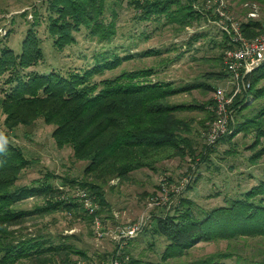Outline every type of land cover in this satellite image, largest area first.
Listing matches in <instances>:
<instances>
[{
  "label": "rangeland",
  "instance_id": "374dc122",
  "mask_svg": "<svg viewBox=\"0 0 264 264\" xmlns=\"http://www.w3.org/2000/svg\"><path fill=\"white\" fill-rule=\"evenodd\" d=\"M50 1L0 0V50L9 47L15 53L20 52L22 40L29 29L38 38L42 58L25 72H83L102 57L112 59L117 56L120 58L118 64L93 73L90 80L99 82L123 72L153 67L152 80L182 85L207 80L204 76L207 71L215 67L222 69V65L212 60L223 54L218 42L223 39L222 33L225 32L213 19L208 20L204 15L202 5L205 0L194 1L193 7L203 15L184 26L175 20L176 16L172 13L176 8L174 3L170 5L168 15L145 19L140 17L141 10L130 4L129 0H107L102 18L106 23L114 24V33L106 39L100 38L90 35L88 28L82 25L73 32L74 41L61 49L54 45V36L48 29L50 17L55 15L49 9ZM227 5L228 14L236 22L249 18L264 19V0H227ZM251 11L257 15L250 17L248 13ZM154 49L159 52L145 54L147 50ZM10 73L0 76V132L6 133L8 139L19 146L29 160L27 166L18 173L15 186H31L41 180L49 182L54 190L59 188L66 191L65 195H71L81 187L74 182H64L65 177L99 183L107 202L100 212L107 233L97 237L81 209L74 212L61 209L38 211L37 208L45 206L48 195L32 194L15 204L18 209L31 213L9 230H14L17 238L36 237L46 240V245H68L74 251L68 252L65 263L62 262L65 250H60L6 264H70L81 257V253L75 250L84 252L89 259H101V255L107 257L116 246L113 237L116 227L131 223L142 214L149 218L146 225L149 230L128 240L124 247L125 252L140 264H188L215 253L229 254L220 260L231 264L264 257V238L254 237L197 241L181 255L163 259L167 241L150 230L151 216L169 210L180 198L191 201L194 212L199 214L201 210L225 205L231 198L240 196L252 185L264 180V153L256 161L249 158L254 151L264 150V134L257 135L256 129L259 125L264 129V111L256 116L260 108L264 107V98L254 99L253 95H247L242 99L241 106H246L234 119L240 124L246 122L242 125L245 129L237 132L233 130L235 134L232 139L214 143L207 160H201L200 155H196L207 144L206 128L204 130L201 127V122H209L207 114L196 109L182 110L176 114L190 122L189 136L193 142L195 159L188 155L183 158L176 156L156 163L153 169L139 168L131 171L126 178L110 176L101 183L93 175L84 173L86 160L75 158L69 146L58 147L55 144L51 134L53 124L45 123L42 118L13 126L4 122L2 88L8 86L5 80ZM208 81L220 85L216 78ZM259 84H264V79ZM211 98V90L193 88L175 94L168 100L199 103L210 101ZM54 196L49 195V198Z\"/></svg>",
  "mask_w": 264,
  "mask_h": 264
},
{
  "label": "trees",
  "instance_id": "16d2710c",
  "mask_svg": "<svg viewBox=\"0 0 264 264\" xmlns=\"http://www.w3.org/2000/svg\"><path fill=\"white\" fill-rule=\"evenodd\" d=\"M194 1L129 0V3L139 8L140 17L145 19L168 15L170 5L174 3L176 8L172 13L176 16L175 20L184 26L203 15L193 7ZM106 5L107 0H51L49 9L55 15L50 17L48 29L54 36V45L61 49L74 41L73 32L78 31L82 25L88 28L92 36L106 39L112 35L114 24L106 23L102 18ZM262 21L264 19L241 20L239 24L242 33L246 37L254 36L260 31ZM222 36L218 45L224 51L232 44L226 32ZM150 52L159 51L147 50L145 54ZM42 55L38 38L31 29L22 40L20 52L15 53L9 47L0 50V76L11 72L5 80L8 86L2 88L4 122L13 126L42 118L45 123L53 124L51 134L55 144L58 147L69 146L75 158L86 160L84 173L93 175L100 182L110 176L126 178L131 171L139 168L153 169L156 163L176 156L183 158L188 155L195 159L193 142L189 136L190 122L178 117L176 113L182 110H201L210 121L213 118L209 109L212 98L199 103L170 102L168 99L193 88L212 91L217 86L209 83L210 78H216L221 83L228 76L221 60L222 53L212 60L222 65V69L207 71L204 74L207 80L182 85L152 80L150 76L155 71L153 67L123 72L99 82L90 80L93 73L118 64L120 58L117 56L112 59L102 57L83 72H25ZM246 79L249 87L236 95L231 103L234 117L245 108L246 105L241 104L247 95H253L254 99L264 98V84H259L264 79V61L249 72ZM262 111L264 107L260 108L256 116ZM245 123H237L234 119L231 126L237 132L245 129L242 126ZM201 127L205 130L207 126L201 122ZM256 129L257 135L264 134L260 125ZM235 132L223 134L216 142L232 139ZM0 133L7 138L6 153H0V262L12 263L22 258L41 256L47 251L65 250L66 255L62 260L65 263L68 252L74 251L68 245L55 247L46 245V240L36 237L17 238L15 231L9 230L31 213L18 209L15 204L32 194L48 195L45 206L37 208L38 211L61 209L74 212L81 209L88 221H91V216L74 199L60 198L66 191L59 188L54 190L49 182L40 180L31 186L16 187L18 173L27 166L29 160L23 150L8 139L6 133ZM214 143L203 145V150L196 155H200L201 160H207ZM262 153L264 150H256L249 158L256 161ZM63 179L64 182H74L88 190L99 205L98 214L107 206L99 183L67 177ZM52 194L55 196L49 198ZM150 221L151 232L163 236L167 241L163 259L181 255L197 241L264 238V180L252 185L240 196L231 198L225 205L201 210L199 214L194 212L191 201L180 198L175 206L164 213L153 214ZM147 230L145 227L143 232ZM75 252L87 258L84 252ZM228 255L215 253L188 264H231L220 260ZM100 257L105 258L104 255ZM125 264L140 262L129 256ZM234 264H264V257Z\"/></svg>",
  "mask_w": 264,
  "mask_h": 264
},
{
  "label": "built area",
  "instance_id": "2783aa9c",
  "mask_svg": "<svg viewBox=\"0 0 264 264\" xmlns=\"http://www.w3.org/2000/svg\"><path fill=\"white\" fill-rule=\"evenodd\" d=\"M227 0H205L203 8L206 17L220 26L230 36L231 46L224 49L222 63L228 76L224 82L212 90V103L209 107L213 118L206 125V142L212 144L223 134L233 131L231 124L234 122L233 98L249 87L246 79L247 74L264 61V21L261 23L260 31L252 37H246L242 33L239 22L228 14ZM209 9V10H208ZM250 17L256 16L255 11L248 13ZM60 198H70L78 202L86 214L91 216V225L97 237L104 236V224L100 214L97 213L98 203L95 197L84 188H77L71 195L62 194ZM148 217L142 214L137 220L117 226L114 231L116 246L114 251L107 257L99 259L78 257L70 264H125L129 255L124 247L128 240L136 237L147 225Z\"/></svg>",
  "mask_w": 264,
  "mask_h": 264
},
{
  "label": "clouds",
  "instance_id": "9594fccd",
  "mask_svg": "<svg viewBox=\"0 0 264 264\" xmlns=\"http://www.w3.org/2000/svg\"><path fill=\"white\" fill-rule=\"evenodd\" d=\"M7 150V138L0 133V153H6Z\"/></svg>",
  "mask_w": 264,
  "mask_h": 264
},
{
  "label": "crops",
  "instance_id": "0c3cea01",
  "mask_svg": "<svg viewBox=\"0 0 264 264\" xmlns=\"http://www.w3.org/2000/svg\"><path fill=\"white\" fill-rule=\"evenodd\" d=\"M232 10V9H231ZM216 68V67H215ZM215 68H213V69H215ZM217 69V68H216ZM224 82V81H223ZM223 82H221V83H223ZM220 82H219V84H221Z\"/></svg>",
  "mask_w": 264,
  "mask_h": 264
}]
</instances>
